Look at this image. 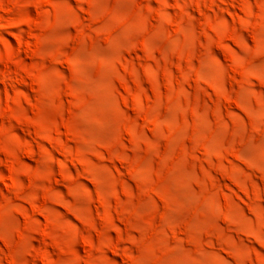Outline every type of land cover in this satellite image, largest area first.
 Returning a JSON list of instances; mask_svg holds the SVG:
<instances>
[{"label": "rangeland", "instance_id": "obj_1", "mask_svg": "<svg viewBox=\"0 0 264 264\" xmlns=\"http://www.w3.org/2000/svg\"><path fill=\"white\" fill-rule=\"evenodd\" d=\"M0 264H264V0H0Z\"/></svg>", "mask_w": 264, "mask_h": 264}]
</instances>
